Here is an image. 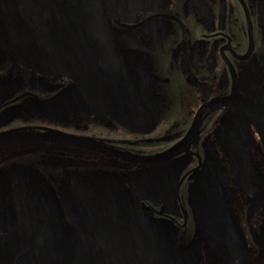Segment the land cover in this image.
Here are the masks:
<instances>
[{"label": "flooded vegetation", "instance_id": "obj_1", "mask_svg": "<svg viewBox=\"0 0 264 264\" xmlns=\"http://www.w3.org/2000/svg\"><path fill=\"white\" fill-rule=\"evenodd\" d=\"M0 264H264V0H0Z\"/></svg>", "mask_w": 264, "mask_h": 264}, {"label": "water", "instance_id": "obj_2", "mask_svg": "<svg viewBox=\"0 0 264 264\" xmlns=\"http://www.w3.org/2000/svg\"><path fill=\"white\" fill-rule=\"evenodd\" d=\"M107 196L105 195V192H98L94 195H92L89 199L91 201H97V200H101V199H104L106 198ZM100 204L99 203H91L90 205H86V210L87 208H89L90 211V214L92 215H99V209H100ZM83 216V215H82ZM91 221H95V220H92ZM159 261V258L157 256H155V262L157 263Z\"/></svg>", "mask_w": 264, "mask_h": 264}]
</instances>
